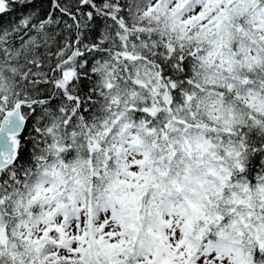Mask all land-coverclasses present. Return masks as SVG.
<instances>
[{
  "label": "snow or ice",
  "instance_id": "obj_1",
  "mask_svg": "<svg viewBox=\"0 0 264 264\" xmlns=\"http://www.w3.org/2000/svg\"><path fill=\"white\" fill-rule=\"evenodd\" d=\"M0 264H264V0H0Z\"/></svg>",
  "mask_w": 264,
  "mask_h": 264
}]
</instances>
